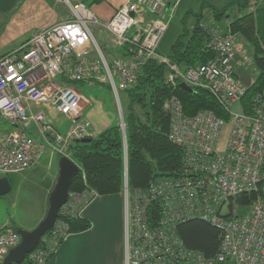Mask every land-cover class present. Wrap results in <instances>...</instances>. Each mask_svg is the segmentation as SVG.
I'll list each match as a JSON object with an SVG mask.
<instances>
[{"label": "built area", "instance_id": "built-area-1", "mask_svg": "<svg viewBox=\"0 0 264 264\" xmlns=\"http://www.w3.org/2000/svg\"><path fill=\"white\" fill-rule=\"evenodd\" d=\"M67 3L73 12L70 19L0 56V116L13 126L8 132L0 131V172L24 171L38 161L43 145L64 140L47 112L35 111L34 106H51L71 120L69 140L93 137L82 114L83 96L72 82L108 83L118 98L119 91L137 83L140 67L157 58L170 68L173 85L184 82L210 91L227 117L211 110L189 115L178 97L166 101L165 108L171 113L169 138L182 148L188 169L179 178L159 179L131 192L126 178V264H264V84L247 106L242 100L246 87L236 77V60L240 55L250 64L251 59L237 36L209 29L208 47L214 57L182 70L158 52L173 9L164 19L165 0H132L110 22L102 23L124 49V55L108 60L90 29L100 20L85 4ZM236 103L242 104V112L231 109ZM227 124L228 139L222 144ZM32 126L44 138L43 145L27 133ZM53 149L60 151L57 145ZM245 194L255 199L250 211L240 215L241 206L232 210L230 200ZM99 196L90 188L70 190L60 212L82 215ZM153 202L159 214L154 227L147 214ZM191 219L204 220L219 230L221 244L214 256L188 248L177 234V225ZM54 227L47 246L38 245L27 255L32 263L47 264L51 252L58 250V233L66 239V227L57 222ZM20 242L18 228L10 222L0 227V264Z\"/></svg>", "mask_w": 264, "mask_h": 264}, {"label": "trees", "instance_id": "trees-1", "mask_svg": "<svg viewBox=\"0 0 264 264\" xmlns=\"http://www.w3.org/2000/svg\"><path fill=\"white\" fill-rule=\"evenodd\" d=\"M254 1V9L247 13H243L242 8L249 7L252 0H234L223 7L203 2L199 12H187L181 20L182 31L167 56L170 62L182 70L198 67L215 54L208 47L209 29L223 34L231 31L248 49V57L251 59L248 64L239 55L236 69L246 68L248 64L253 65L257 72L254 80L246 86V94L242 98L247 106H250L253 95L264 84V2ZM234 5L238 9H233L235 15L231 17L228 13ZM192 14L197 17V22L190 31L188 21ZM225 18H230L226 25L222 24ZM170 74L167 64L151 58L140 67L137 83L123 91L126 140L120 124L90 137L89 142H82V139L70 140L68 153L83 168V172L74 178L71 191L81 192L90 188L100 196L121 193L126 179L125 160L128 163V183L132 190L146 189L156 180L179 178L187 173L182 148L169 138L171 113L165 108L166 101L173 96L178 97L189 115L201 110H211L223 117H227V113L210 91L193 87L187 89L181 85L182 82L173 85L169 81ZM236 77L241 80L237 72ZM254 199V195L236 196L230 200V208H249ZM147 214L150 225L154 227L159 217L157 202L150 204ZM56 222L66 227L67 236L81 233L93 226L81 214L63 212H60ZM55 227L42 237L40 246H47L46 239ZM176 232L188 248L199 250L207 257L214 256L219 251L221 234L209 222L197 219L181 222L177 225ZM56 238L59 248L65 236L58 233ZM55 253L56 251L51 252L48 261ZM26 260L29 264H34L28 256Z\"/></svg>", "mask_w": 264, "mask_h": 264}, {"label": "crops", "instance_id": "crops-1", "mask_svg": "<svg viewBox=\"0 0 264 264\" xmlns=\"http://www.w3.org/2000/svg\"><path fill=\"white\" fill-rule=\"evenodd\" d=\"M71 1L84 2L95 12L100 20L107 22L111 20L116 10L129 0ZM201 2L202 0H166L167 8L165 12L169 13L170 9L174 7V17L159 43V53L160 49L168 51L172 48L174 40L181 32L178 21H181L187 12H197V7L201 5ZM71 17L72 12L69 7L57 0H0V56L19 48L34 34L66 21ZM174 20L177 22L174 23ZM95 28L99 38L94 36L103 46L105 53L110 59L124 55V49L115 46L114 35L110 31L97 25ZM89 47L92 50V56L96 57L93 46ZM73 85L76 89L81 86L80 83ZM95 85H98L96 89H100V94H82L81 107L83 116L91 122L92 130L95 135H98L105 129L120 124L121 120L116 97L108 83H96L82 87H85V90H90ZM42 109L47 112L49 119L60 132V128L64 126L65 119H69L51 106H34L35 111ZM27 133L42 142L35 126L28 129ZM58 174L59 169L58 171L56 170L55 180L51 183L48 194L54 188ZM124 202V195L121 192L102 195L90 204L82 215L89 219L93 226L81 233L68 235L47 264H126ZM47 208H49V202ZM10 223L17 228L15 224ZM36 226L27 229L32 230Z\"/></svg>", "mask_w": 264, "mask_h": 264}, {"label": "rangeland", "instance_id": "rangeland-1", "mask_svg": "<svg viewBox=\"0 0 264 264\" xmlns=\"http://www.w3.org/2000/svg\"><path fill=\"white\" fill-rule=\"evenodd\" d=\"M57 1L66 4L72 12V8L67 3L68 0H57ZM129 1H132V0H129ZM232 1H234V0H202V2H207L206 4H213L217 7H223L225 5H228ZM240 1H242V0H240ZM69 2L74 3V4L81 2V3L85 4L82 1L72 2L71 0H69ZM202 2H201V5H202ZM254 2L255 1L252 0L249 7H243L242 8L243 13L251 12L255 7ZM126 3L127 2H125L124 4H126ZM85 5L90 10H92L87 4H85ZM201 5L197 7V10H196L197 12H199L201 10V7H202ZM171 9H173V12H174V7H172ZM233 9L237 10L238 8L236 5H234L232 7L230 12L228 13V15L229 16L231 15V17H233L235 15V12ZM93 13L95 14V12H93ZM194 13H196V12H194ZM204 13L207 16L209 15L208 12H206V11ZM164 14L161 16V18L167 19L168 13L165 12ZM114 15H113V17H114ZM72 16H73V12H72ZM113 17L111 18V20L113 19ZM173 17H174V14L172 16V19H173ZM97 18H98V16H97ZM147 18L151 19V15H149V13L147 14ZM229 19L230 18H225L222 21V24H224V25L228 24ZM111 20L107 21V23L110 22ZM175 22H177V21L174 20V23ZM178 22H179V25H180V28L182 31L181 21H178ZM196 22H197V17L194 14H192L190 16L189 21H188L190 31H192V28L194 27ZM99 23L100 24H91V26H90V29H91L92 33L96 36V38H99V36H98L99 34L96 32L95 26L97 25V26H101L102 28H105L102 25V23H106V22L100 20ZM177 37H176V39H177ZM116 41H117V39L115 37L114 38V44L116 47H118L116 44ZM238 41H239V44L241 45L242 41L241 40H238ZM100 47H101L105 57L108 60H110V58L105 53L104 48L101 44H100ZM159 51L163 55L168 56L171 53V48L168 51L167 50L165 51L162 49H160ZM247 51H248V49H247ZM236 72L239 74V77L241 78L242 83L245 87L254 80L255 75L257 73L254 66L248 65V64H246V68L236 69ZM78 83L81 84V86L78 88L79 90L77 89L81 95L82 94L87 95L90 93H92L94 95L100 94V89H96L98 85H95L90 90H85V87H82V86L93 85L96 83H90V82L83 81V82H76V85ZM100 84H105V83H100ZM112 92H113V90H112ZM123 95H124L123 91H119V96H118V98H116V104H117V108L119 111V118H120V120L124 119L123 123L125 124L124 107H123L124 103L122 101ZM231 109L234 112H242L243 107H242L241 103H236L231 107ZM88 122L90 123V129H91L92 133L94 134L93 136H95V133L91 127V122L89 120H88ZM123 123L120 121V125H122ZM72 124L73 123L71 122V120L69 121V120L65 119L64 126L62 128H60L61 137L64 138V140L61 142H58L55 139H53L54 141L52 142V144L43 145L44 138L41 137L42 145H43L42 149H41V156L38 159V161L36 163H34L32 166H30L29 168H27L24 171L16 172V173L5 174L3 172H0V177L7 176L9 178L11 184H12L11 192H9L6 195L0 196V227L9 223V222H12L13 224H15L17 226V228H24V229L33 228L34 226L38 225L39 222L45 217V215L48 211L47 207H48V202H49L48 199H49V195H50V194H48V189L51 186V183L55 180L56 170L58 171V169H59V164H58L59 158H60V156H63V155H68V157L72 158L70 156V154L68 153V146H69L70 140H72V139L69 140V134L72 131ZM125 126H126V124H125ZM229 128H230L229 124H227L224 127V131H223V134L221 136V143L222 144H223V142H226L228 139ZM11 129H13L11 122L4 120L3 117L0 116V131L1 132H8ZM124 135H125V140H126V133L125 132H124ZM65 139H68V143H65L66 142ZM54 145H57V147L60 149V151L51 149L54 147ZM125 164H126L125 168H126V178H127V176H128V174H127V168H128L127 160H125ZM82 172H83V168H82L81 173ZM127 181H128V178H127ZM127 181L125 179V183H124L123 191H122L123 195H124V201H125L126 182ZM129 188H130V186H129ZM131 191H132V189L130 188V192ZM224 211L225 212L228 211V205L225 206ZM248 211H250V208L244 207V208H241L239 210V214L243 215V214L247 213ZM125 236H126V233H125ZM125 260H126V256H125ZM24 264H29V263L26 260V262Z\"/></svg>", "mask_w": 264, "mask_h": 264}, {"label": "water", "instance_id": "water-1", "mask_svg": "<svg viewBox=\"0 0 264 264\" xmlns=\"http://www.w3.org/2000/svg\"><path fill=\"white\" fill-rule=\"evenodd\" d=\"M181 85L187 89H192L191 86L184 82ZM123 129L126 133L125 126ZM90 139L84 138L82 142H89ZM58 164L59 174L49 195V208L45 218L32 230L18 228L21 242L9 252L3 264H22L26 260L27 255L39 245L42 237L52 229L58 219L62 206L68 200L73 180L82 171L79 164L66 155L60 156ZM11 190L12 184L9 178L7 176L0 177V196L8 194Z\"/></svg>", "mask_w": 264, "mask_h": 264}]
</instances>
